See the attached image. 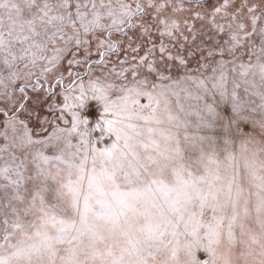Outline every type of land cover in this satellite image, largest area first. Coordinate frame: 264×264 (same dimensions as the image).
Returning a JSON list of instances; mask_svg holds the SVG:
<instances>
[{"label": "snow or ice", "instance_id": "1", "mask_svg": "<svg viewBox=\"0 0 264 264\" xmlns=\"http://www.w3.org/2000/svg\"><path fill=\"white\" fill-rule=\"evenodd\" d=\"M0 264H264V0H0Z\"/></svg>", "mask_w": 264, "mask_h": 264}]
</instances>
